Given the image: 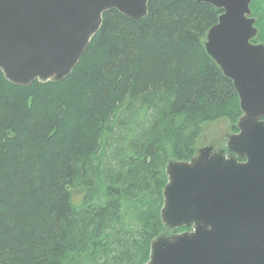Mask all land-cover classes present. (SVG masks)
Wrapping results in <instances>:
<instances>
[{"label":"trees","instance_id":"obj_1","mask_svg":"<svg viewBox=\"0 0 264 264\" xmlns=\"http://www.w3.org/2000/svg\"><path fill=\"white\" fill-rule=\"evenodd\" d=\"M264 44V0L250 3ZM222 11L196 0L117 9L61 80L15 84L0 69V264H146L165 165L202 123L242 115L204 36ZM183 228H177L179 231Z\"/></svg>","mask_w":264,"mask_h":264},{"label":"water","instance_id":"obj_2","mask_svg":"<svg viewBox=\"0 0 264 264\" xmlns=\"http://www.w3.org/2000/svg\"><path fill=\"white\" fill-rule=\"evenodd\" d=\"M148 1L0 0V69L20 85L61 80L104 12L140 20ZM196 1L222 11L204 46L233 81L242 115L229 155L203 147L188 162L167 164L161 218L171 229L191 228L154 238L146 264H264V44L252 41L253 0Z\"/></svg>","mask_w":264,"mask_h":264},{"label":"rangeland","instance_id":"obj_3","mask_svg":"<svg viewBox=\"0 0 264 264\" xmlns=\"http://www.w3.org/2000/svg\"><path fill=\"white\" fill-rule=\"evenodd\" d=\"M203 40L205 43L206 35L204 36ZM255 43H260V42H255ZM236 130L235 128H233L230 119L227 117H220V118L202 123L201 130L199 134L197 135L194 145H193L194 147L193 152L195 153V150H197V148H200L203 146H213L219 149L227 147L228 136L231 133L236 132Z\"/></svg>","mask_w":264,"mask_h":264},{"label":"flooded vegetation","instance_id":"obj_4","mask_svg":"<svg viewBox=\"0 0 264 264\" xmlns=\"http://www.w3.org/2000/svg\"><path fill=\"white\" fill-rule=\"evenodd\" d=\"M203 147H210L211 148V150H219V151H221V152H224L225 153V155L227 156V155H229V153H231L229 150H228V148L227 147H225V148H216V147H213V146H203ZM203 147H200V148H197V150H195V153L193 152V154H192V156H190L188 159H170V160H168V162L166 163V165H165V167L167 166V164L169 163V162H174V161H186V162H188V161H190L196 154H197V152L201 149V148H203ZM241 159H243V158H241ZM172 160H174V161H172ZM165 170H166V168H165ZM166 172V171H165ZM165 174H167V173H165ZM167 176V175H166ZM167 182H168V176H167ZM166 182V183H167ZM166 185V184H165ZM164 189V188H163ZM163 192V191H162ZM163 195V194H162ZM163 202H164V198H163ZM162 207H163V203H162ZM162 207H161V209H162ZM160 217H161V210H160ZM161 221H162V224H163V226H164V228H163V230H162V232H161V234L160 235H158V237H161V236H163V237H170V235H172L173 233L175 234V233H179V232H183V231H186V230H189L191 227L190 226H179V227H177V228H183V229H181V230H179V231H177L176 229L177 228H175V229H171V228H169L167 225H165L164 224V222H163V220H162V218H161ZM166 231V232H165ZM173 234V235H174ZM157 238V237H156Z\"/></svg>","mask_w":264,"mask_h":264}]
</instances>
